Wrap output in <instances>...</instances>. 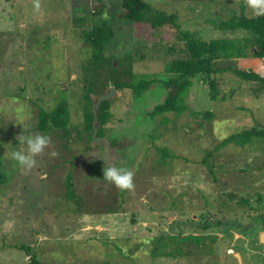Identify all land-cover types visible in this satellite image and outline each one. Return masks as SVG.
Returning a JSON list of instances; mask_svg holds the SVG:
<instances>
[{"label": "rangeland", "instance_id": "rangeland-1", "mask_svg": "<svg viewBox=\"0 0 264 264\" xmlns=\"http://www.w3.org/2000/svg\"><path fill=\"white\" fill-rule=\"evenodd\" d=\"M114 1L0 0V264H29L32 256L38 264H264V141L215 150L244 128H264L256 83L216 75L212 101L197 75L186 111L154 119L146 111L163 98L158 89L141 100L115 90L103 135L98 113L94 134L85 129L86 94L94 105L115 82L161 74L187 57L172 29L157 40L149 27L115 19ZM145 1L205 41L242 35L211 24L238 12L242 0ZM102 21L113 37L96 57L86 35ZM228 64L264 76V58L216 63ZM59 100L68 102L67 130L40 131V111ZM27 134L51 140L31 169L11 159ZM111 166L134 172V190L103 179Z\"/></svg>", "mask_w": 264, "mask_h": 264}, {"label": "trees", "instance_id": "trees-1", "mask_svg": "<svg viewBox=\"0 0 264 264\" xmlns=\"http://www.w3.org/2000/svg\"><path fill=\"white\" fill-rule=\"evenodd\" d=\"M113 7L115 19L128 22L137 28L147 26L153 33L151 38L154 37L157 40L159 39L158 32L163 27H168L185 45L187 57L166 63L161 74L136 75L130 82H115L113 84L115 90L130 89L137 100H141L144 94L155 88L158 89L157 94L163 93V98L155 102L152 108L146 111L149 118L154 119L166 113L183 114L186 111L185 99L193 86L192 79L197 75L202 76L201 83L206 84L207 82L212 101L217 100L219 96L215 76L222 75L226 71L231 72L233 76L244 82H254L264 90V76L259 73L235 68L229 64L225 68L216 65L217 61L229 62L250 56L264 58V16L248 17L244 0L239 3V11L233 12L230 18L211 22L217 31L232 34L241 33L242 35L216 38L209 41L203 40L189 30L182 29L176 14L167 15L157 11L145 0H115ZM112 37L113 32L109 23L102 21L86 35V40L92 47L93 55L97 57L103 50L104 44ZM145 41L151 43L153 40ZM97 112L100 127L96 133L98 136H102L103 126L110 117L109 101L102 102ZM211 115V112L206 114L207 117H211ZM94 119L93 100L90 95L86 94L84 96L83 121L85 129L90 134H94ZM69 120L68 102L67 100H59L51 111H40L38 128L42 132L52 129L66 131ZM255 140L264 141V128L262 126L244 128L240 132L229 135L215 147V150L229 144L243 147ZM211 155V151L206 153L202 161L203 164L207 163ZM4 176L0 161V184L5 181ZM70 178L71 174L68 173L67 197L73 196L70 191ZM29 264H38V261L32 256Z\"/></svg>", "mask_w": 264, "mask_h": 264}, {"label": "clouds", "instance_id": "clouds-1", "mask_svg": "<svg viewBox=\"0 0 264 264\" xmlns=\"http://www.w3.org/2000/svg\"><path fill=\"white\" fill-rule=\"evenodd\" d=\"M256 16H264V0H247ZM39 3L35 4V8L39 10ZM23 150H13L11 159L16 164L25 169H31L36 164L35 157L43 153L51 143L50 137L46 134H27L23 135ZM52 155H55L53 152ZM134 172L131 169L111 166L103 169V179L114 184L121 191H132L135 188L133 182Z\"/></svg>", "mask_w": 264, "mask_h": 264}, {"label": "water", "instance_id": "water-1", "mask_svg": "<svg viewBox=\"0 0 264 264\" xmlns=\"http://www.w3.org/2000/svg\"><path fill=\"white\" fill-rule=\"evenodd\" d=\"M113 94H115V89L111 87L107 92L103 93L102 95L96 98L95 103L93 105V113L95 117L94 124L98 121L97 111L99 109L100 104L104 101H107Z\"/></svg>", "mask_w": 264, "mask_h": 264}, {"label": "crops", "instance_id": "crops-1", "mask_svg": "<svg viewBox=\"0 0 264 264\" xmlns=\"http://www.w3.org/2000/svg\"><path fill=\"white\" fill-rule=\"evenodd\" d=\"M244 2H245V6H246V9H245V10H246V12H248V4H247V0H246V1L244 0ZM249 12H250V11H249ZM250 14H253V13L250 12ZM253 15H254V14H253ZM246 59H247V58H246ZM238 60H241V59H238ZM237 256L241 258V254H240V253L237 254Z\"/></svg>", "mask_w": 264, "mask_h": 264}]
</instances>
